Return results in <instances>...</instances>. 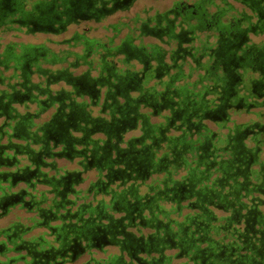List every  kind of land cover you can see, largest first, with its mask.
<instances>
[{
	"label": "trees",
	"instance_id": "1",
	"mask_svg": "<svg viewBox=\"0 0 264 264\" xmlns=\"http://www.w3.org/2000/svg\"><path fill=\"white\" fill-rule=\"evenodd\" d=\"M86 1L15 0L0 29L64 33L138 0H103L101 13ZM239 1L250 15L214 0L191 5L196 14L178 3L109 24L106 44L75 31L51 41L60 52L18 43L0 52V264H264V137L251 146L243 135L239 156L246 124L231 117L256 106L222 117L215 104L229 81L222 39L250 27L244 47L264 46L248 38L264 33L263 12ZM205 93L206 117L177 113Z\"/></svg>",
	"mask_w": 264,
	"mask_h": 264
},
{
	"label": "flooded vegetation",
	"instance_id": "2",
	"mask_svg": "<svg viewBox=\"0 0 264 264\" xmlns=\"http://www.w3.org/2000/svg\"><path fill=\"white\" fill-rule=\"evenodd\" d=\"M70 1L72 6H75V4L78 2V0H75V2L73 0ZM126 1L127 0H123V2ZM251 1L255 6H258L264 14V0ZM15 3V0H0V20L6 17L5 12L9 13L11 11V6L15 5ZM96 3V0H89V3L86 1V6L89 10H94L95 13H101L105 10V8H107L108 3L103 0L101 3L103 6L102 9H97L96 7H94ZM196 6L197 4L195 6L188 5L183 7L185 9L187 7L196 8ZM201 8L202 7L198 5V9ZM198 9L196 8V10H194V14L197 13ZM54 10V5L47 8V12L51 14L54 13ZM202 14L203 16L206 15L204 12ZM44 15L46 23V19L48 16L45 12H43L42 17H44ZM21 18L33 24L38 23L33 20L31 21L32 17L28 14L22 16ZM248 30H250V27L249 29L237 30L235 32H232L230 36H232L233 39H222V43L218 50V55L223 58V70L225 71L227 78L229 79V81L224 82V86H217L222 90L220 91L221 97L218 98V100L221 102L215 103L217 108L216 111L219 112L218 114H220L222 117H224L227 111L233 107H236V109L244 108L248 111L252 106H259L261 109L264 108V46L259 48L256 46L247 45V47L245 48L244 45H246L245 39ZM251 30L254 31L253 26H251ZM245 49H249L247 50L248 52H243ZM240 50H243L242 54H239ZM252 53H254L255 55L253 60L256 61V63L253 62V64L251 62H248V59H250L249 56ZM200 82L202 83V80H200ZM206 94L207 93H205V95L201 94L200 101H196L195 103H192V100H189L188 105H186L184 108H180L177 113L185 115V117L190 120L191 118L196 117L197 113L199 112L200 118L203 119V117H206L208 114V99ZM163 101L166 104L171 103L168 98H163ZM257 116L260 119H264L263 112L259 113ZM127 117L128 116L125 117V121L130 122L131 120L129 119V117ZM136 117L137 116L135 115V118ZM260 119H258L254 123H247L246 125H244L245 130L243 131V133H241V138H239V140H236L237 142L235 145V148L238 150L239 156H241L243 152L246 151L245 143L243 141V135H245L244 137L247 136L248 140L251 139V141H255L256 145L259 144V138L264 137V122H262ZM189 125V129H192L191 127L196 128V125H194V123L192 122L189 123ZM208 146L209 143L206 141L203 145H201V148L205 150L208 149Z\"/></svg>",
	"mask_w": 264,
	"mask_h": 264
},
{
	"label": "rangeland",
	"instance_id": "3",
	"mask_svg": "<svg viewBox=\"0 0 264 264\" xmlns=\"http://www.w3.org/2000/svg\"><path fill=\"white\" fill-rule=\"evenodd\" d=\"M197 1L199 0H138V1H135V3L132 5L128 13L118 11L112 15L105 16L103 20L101 21L92 19L90 21L82 22L80 25L73 24L64 33H60V32L58 33H45V32L28 33L27 31L11 32V31H5L4 29H0V52L3 53L6 47L11 45V43L26 44V45H30V44L31 45H45L52 51L60 52L62 51V49H65L66 46L62 44H58L56 42H51V41L63 42L64 38L71 37L75 33V31H78L79 33L87 32L88 37L96 38L100 40L102 43L106 44L109 42L110 37L113 35L108 29H106V27L109 24L117 23L120 20L130 21V19L133 17H136L137 14L139 15L141 14L143 17L149 14L152 15L157 12L166 13L167 11L172 10V8L178 3L193 5ZM214 1H215L216 7L222 6V5L224 7H227L228 5H232L236 14L240 12L247 13L248 15L251 14L250 8H245L244 5L239 0H227V2H224L223 0H214ZM224 3H227L228 5ZM216 7L213 6L211 11L212 12L215 11ZM143 12H145V14H142ZM170 17L174 18L172 14ZM17 27L18 26H16V29ZM202 34H203L202 37L206 36V33H202ZM121 35H123V33ZM143 37H144L143 42L145 44L156 42V39L153 36L145 35ZM248 38L250 39L251 44L264 45V33L258 34V33L252 32L248 36ZM164 47H167L169 50L175 49L176 42L172 41L170 42V45H167V46L164 44ZM76 49L78 51H81L82 47H77ZM166 60L169 63H171L170 58H167ZM121 67H123V65H121ZM136 67L137 69L141 68V66L138 63L136 64ZM185 71L186 73H189V74H190V71L192 72V70L189 68V65H186ZM195 73L189 79L190 82H195L197 80V74ZM252 110H253L252 114H247L242 111L240 112L235 111L231 117L235 121V124H238V125L254 123L258 119H260L257 115L262 112L264 113V108L261 109L259 106H257L255 108H252ZM260 120L264 122V119H260ZM153 121L157 122L159 121V118H155L153 119ZM209 126L212 129H217V127L212 123H209ZM138 134H140V130L125 132L123 134L122 140L125 141L130 136L132 135L134 136ZM248 143L252 146L253 142L250 139L248 140ZM262 158L264 159V154H262ZM92 177L93 175L91 174L90 178ZM115 250L116 249L114 247H110L107 252L111 253L112 251H115ZM97 256L98 258L106 257L105 254H101V253H98Z\"/></svg>",
	"mask_w": 264,
	"mask_h": 264
}]
</instances>
